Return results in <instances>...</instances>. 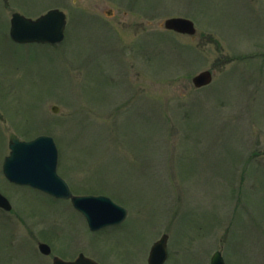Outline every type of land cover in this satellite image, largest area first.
I'll use <instances>...</instances> for the list:
<instances>
[{
	"label": "rangeland",
	"instance_id": "rangeland-1",
	"mask_svg": "<svg viewBox=\"0 0 264 264\" xmlns=\"http://www.w3.org/2000/svg\"><path fill=\"white\" fill-rule=\"evenodd\" d=\"M51 9L61 44L10 40L12 13ZM178 17L194 36L159 26ZM11 135L51 137L72 194L124 221L91 232L70 201L9 183ZM0 193V264H147L162 235L165 264H264V0H0Z\"/></svg>",
	"mask_w": 264,
	"mask_h": 264
},
{
	"label": "water",
	"instance_id": "water-1",
	"mask_svg": "<svg viewBox=\"0 0 264 264\" xmlns=\"http://www.w3.org/2000/svg\"><path fill=\"white\" fill-rule=\"evenodd\" d=\"M159 26L177 34L194 36V23L186 18H169ZM66 15L52 9L36 19L27 18L19 13H12L10 18L9 37L17 44H59L64 39ZM210 71H202L192 77L191 82L197 89L212 82ZM57 113L58 107L52 106ZM9 155L4 159L2 170L5 178L14 184L28 186L46 193L56 199L69 200L72 206L86 219L90 231H97L107 226L118 225L126 217V210L105 196H75L66 182L57 174L58 151L54 140L49 136H39L31 141H20L11 135L8 141ZM0 209L9 212V201L0 194ZM168 236L162 235L153 244L147 264H164L167 259ZM41 254L48 256L51 249L39 243ZM52 264H98L80 254L74 261H63L53 258ZM210 264H225L220 252H215Z\"/></svg>",
	"mask_w": 264,
	"mask_h": 264
},
{
	"label": "bare ground",
	"instance_id": "bare-ground-1",
	"mask_svg": "<svg viewBox=\"0 0 264 264\" xmlns=\"http://www.w3.org/2000/svg\"><path fill=\"white\" fill-rule=\"evenodd\" d=\"M178 193V192H177ZM176 194V190H175V192H174V195Z\"/></svg>",
	"mask_w": 264,
	"mask_h": 264
}]
</instances>
